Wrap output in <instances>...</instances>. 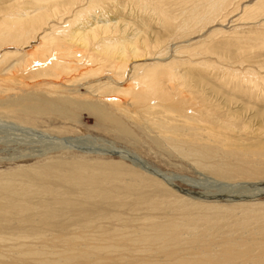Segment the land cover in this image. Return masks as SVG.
I'll list each match as a JSON object with an SVG mask.
<instances>
[{"label": "rangeland", "instance_id": "obj_1", "mask_svg": "<svg viewBox=\"0 0 264 264\" xmlns=\"http://www.w3.org/2000/svg\"><path fill=\"white\" fill-rule=\"evenodd\" d=\"M0 264H264V0H0Z\"/></svg>", "mask_w": 264, "mask_h": 264}, {"label": "bare ground", "instance_id": "obj_2", "mask_svg": "<svg viewBox=\"0 0 264 264\" xmlns=\"http://www.w3.org/2000/svg\"><path fill=\"white\" fill-rule=\"evenodd\" d=\"M105 28V27H104ZM106 47V46H105ZM107 49V48H106ZM124 156V155H123Z\"/></svg>", "mask_w": 264, "mask_h": 264}]
</instances>
